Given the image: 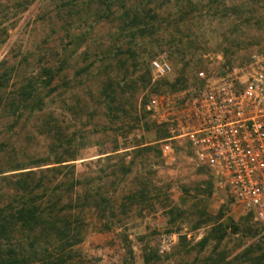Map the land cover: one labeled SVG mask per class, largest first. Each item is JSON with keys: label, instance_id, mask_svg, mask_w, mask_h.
Masks as SVG:
<instances>
[{"label": "rangeland", "instance_id": "obj_1", "mask_svg": "<svg viewBox=\"0 0 264 264\" xmlns=\"http://www.w3.org/2000/svg\"><path fill=\"white\" fill-rule=\"evenodd\" d=\"M260 51L264 0H0V205L12 169L75 159L74 196L89 189L106 211L88 212L92 226L61 264H264L262 227L146 109ZM137 59L148 72L134 73ZM154 60L171 73L156 78ZM126 75L144 79L133 97L103 102ZM32 85L42 103L18 105Z\"/></svg>", "mask_w": 264, "mask_h": 264}, {"label": "built area", "instance_id": "obj_2", "mask_svg": "<svg viewBox=\"0 0 264 264\" xmlns=\"http://www.w3.org/2000/svg\"><path fill=\"white\" fill-rule=\"evenodd\" d=\"M151 66L156 78L171 73L165 61ZM196 81L195 89L151 98L146 109L158 124L174 125L171 133L186 140L191 158L253 216L264 236V51L220 71H199ZM171 150L163 149L164 157Z\"/></svg>", "mask_w": 264, "mask_h": 264}, {"label": "trees", "instance_id": "obj_3", "mask_svg": "<svg viewBox=\"0 0 264 264\" xmlns=\"http://www.w3.org/2000/svg\"><path fill=\"white\" fill-rule=\"evenodd\" d=\"M136 22L137 18L130 24H138ZM144 26L146 30L155 31L152 24ZM131 65L134 73L143 68L148 72L146 59H137ZM46 71L49 75L47 83L51 84L55 77L51 76L50 69ZM139 82H144L143 77L131 79L126 75L121 81L113 85L110 83V91L103 94L102 101L107 102L105 98H109L111 103H107L123 107L124 101H129L137 91ZM31 89L32 92L26 86L21 88L19 100L16 97L18 105H30L35 100L42 103L33 93L35 86L32 85ZM73 161L75 159L56 158L52 163L36 165V170L12 169L11 172H21L13 174L11 184L3 176L2 180L8 186L5 194L10 199L0 205V264H61L67 251L85 238L92 226L91 221H87V214L97 207L91 205L92 193L89 189L83 192V201L74 196L75 190L83 186L76 177ZM145 190L142 188L139 196L146 195L148 192ZM3 196L0 193V198ZM120 207L124 208V205ZM96 211L104 214L106 210L97 208ZM128 211L125 209V213ZM104 227L109 229L107 225Z\"/></svg>", "mask_w": 264, "mask_h": 264}]
</instances>
